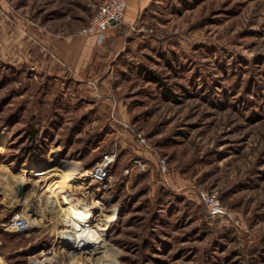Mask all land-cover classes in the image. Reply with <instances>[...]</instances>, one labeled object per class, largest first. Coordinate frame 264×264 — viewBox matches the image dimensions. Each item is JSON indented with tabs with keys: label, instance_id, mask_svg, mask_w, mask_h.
Instances as JSON below:
<instances>
[{
	"label": "rangeland",
	"instance_id": "rangeland-1",
	"mask_svg": "<svg viewBox=\"0 0 264 264\" xmlns=\"http://www.w3.org/2000/svg\"><path fill=\"white\" fill-rule=\"evenodd\" d=\"M100 2L0 0V222L24 197L36 220L0 230V264H264V0L129 6L69 77L55 41Z\"/></svg>",
	"mask_w": 264,
	"mask_h": 264
},
{
	"label": "built area",
	"instance_id": "built-area-1",
	"mask_svg": "<svg viewBox=\"0 0 264 264\" xmlns=\"http://www.w3.org/2000/svg\"><path fill=\"white\" fill-rule=\"evenodd\" d=\"M126 6H127V0H101L95 13L80 29V32L96 33L98 37L102 36L103 32L107 28L112 26V21H115L116 24L122 22L124 18ZM139 141H142V139H140ZM105 158H107V156ZM98 166H95L93 169L97 168ZM104 170H101L100 173L93 176L99 178L104 172ZM199 195L210 214L213 215L225 214L226 209L220 203L215 193H209V191L204 189V190H200ZM25 204H27L26 197L19 198L17 200L14 208L10 209L11 213L7 218L6 222H2L1 226L3 229L18 231V232H27L32 228L36 220L26 215L27 208L25 207ZM31 264H41V263L40 260H36Z\"/></svg>",
	"mask_w": 264,
	"mask_h": 264
},
{
	"label": "crops",
	"instance_id": "crops-1",
	"mask_svg": "<svg viewBox=\"0 0 264 264\" xmlns=\"http://www.w3.org/2000/svg\"><path fill=\"white\" fill-rule=\"evenodd\" d=\"M149 1L150 0H139L138 2L137 0H130V4L127 3L125 12L127 13V7L130 6V9L128 8V14H130L131 11H133V8L136 11L139 6L143 7ZM83 35L84 36H79L77 38H75L74 36L55 41L56 63H58V65L64 66L63 68L68 69L67 73L69 77H72L73 73L79 71L82 67L86 65L87 61H89V55L92 46H94L95 49H99V47L95 46V36L87 34ZM63 68H59L58 66L59 70H62ZM9 212L11 213L10 209ZM1 225L2 222H0V230H3Z\"/></svg>",
	"mask_w": 264,
	"mask_h": 264
},
{
	"label": "bare ground",
	"instance_id": "bare-ground-1",
	"mask_svg": "<svg viewBox=\"0 0 264 264\" xmlns=\"http://www.w3.org/2000/svg\"><path fill=\"white\" fill-rule=\"evenodd\" d=\"M105 166V162H103L102 163V165H101V167H104ZM101 168L98 170V173H100L101 172ZM80 177H77V174H76V172L74 171L73 173H64V175H61V176H59V178L58 179H56V181L59 183L58 185H53V189H54V191L55 192H57L56 191V189L58 188H64L66 185H68L71 181H74V182H77L78 181V179H79ZM25 180H26V178H24V177H21V179H19V184H23L24 182H25ZM52 180H55V179H52ZM41 181H43V179H37V181H35V183L34 184H38L39 182H41ZM46 182L47 183H49V182H54V181H48V180H46ZM56 182V183H57ZM55 183V184H56ZM81 204H82V206H81ZM84 205V206H83ZM75 208L76 209H84L85 210V213L84 214H82V217H84L85 216V214L87 213V212H90V210L88 211V208L89 207H87V206H85V203H77V204H75ZM90 215V214H89ZM75 217H72V219H68L67 220V223L69 224V225H75V226H80L81 227V229L79 230V229H74V228H71V230H66V231H61L60 233H61V239L62 240H65V241H67V240H70V241H72V242H76V244H77V246H78V250L77 251H80V252H83L84 251V249H85V247L87 246V244L90 242V238L89 237H87V234H86V232H88V233H91V234H95V232H94V230L92 229V230H88L87 231V228H85V224L87 225L88 223H85V222H87V220L85 221V219L84 218H80V219H77V220H75L74 219ZM82 220L84 221V222H82ZM106 220V219H105ZM71 221H73V222H71ZM107 221V220H106ZM78 222V223H77ZM90 223V222H89ZM105 228V227H104ZM73 229V230H72ZM76 230H79V231H76ZM60 239V240H61ZM68 242V241H67ZM63 243V242H62ZM74 244V243H73ZM75 244V245H76ZM71 246V245H70ZM91 246V245H90ZM86 250V249H85ZM74 251V250H73ZM72 258V257H71ZM41 264H45L46 263V260H41V262H40Z\"/></svg>",
	"mask_w": 264,
	"mask_h": 264
},
{
	"label": "trees",
	"instance_id": "trees-1",
	"mask_svg": "<svg viewBox=\"0 0 264 264\" xmlns=\"http://www.w3.org/2000/svg\"><path fill=\"white\" fill-rule=\"evenodd\" d=\"M149 77H150V79H152V80H155V81H158V78H157V76H155L152 72H149ZM27 148V149H26ZM26 148H24V150H22V152H21V156L20 157H25L26 156V153L27 152H30L31 153V155H30V157L32 158V159H38V157H39V152H37L38 150H36V146H32V147H26ZM31 150V151H30ZM21 162H22V160H21Z\"/></svg>",
	"mask_w": 264,
	"mask_h": 264
},
{
	"label": "water",
	"instance_id": "water-1",
	"mask_svg": "<svg viewBox=\"0 0 264 264\" xmlns=\"http://www.w3.org/2000/svg\"><path fill=\"white\" fill-rule=\"evenodd\" d=\"M116 24V22L115 21H112V25H115Z\"/></svg>",
	"mask_w": 264,
	"mask_h": 264
}]
</instances>
